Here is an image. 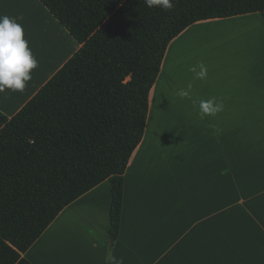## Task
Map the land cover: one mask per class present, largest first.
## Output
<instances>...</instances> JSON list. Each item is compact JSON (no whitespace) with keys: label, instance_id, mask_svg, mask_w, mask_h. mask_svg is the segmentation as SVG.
Here are the masks:
<instances>
[{"label":"crops","instance_id":"0c3cea01","mask_svg":"<svg viewBox=\"0 0 264 264\" xmlns=\"http://www.w3.org/2000/svg\"><path fill=\"white\" fill-rule=\"evenodd\" d=\"M0 15L23 25L39 62L23 92L0 93V112L10 119L80 45L39 0H0ZM210 32H224L234 51L222 56L187 53ZM201 65L203 79L197 77ZM163 70L169 75L167 96L174 99L169 106L184 111L182 120L158 119L154 104L150 117V98L156 99ZM181 90L188 95L181 97ZM213 98L223 103L222 110L202 114L201 101ZM148 102L143 138L124 173L113 246L110 185L104 181L61 211L23 254L31 264H264L260 16L207 20L184 30L167 46Z\"/></svg>","mask_w":264,"mask_h":264},{"label":"trees","instance_id":"16d2710c","mask_svg":"<svg viewBox=\"0 0 264 264\" xmlns=\"http://www.w3.org/2000/svg\"><path fill=\"white\" fill-rule=\"evenodd\" d=\"M80 49L13 117L0 112V264L71 203L110 185L117 239L124 173L141 142L169 43L191 25L257 13L264 0H39Z\"/></svg>","mask_w":264,"mask_h":264},{"label":"clouds","instance_id":"9594fccd","mask_svg":"<svg viewBox=\"0 0 264 264\" xmlns=\"http://www.w3.org/2000/svg\"><path fill=\"white\" fill-rule=\"evenodd\" d=\"M164 6L172 8L170 0H162ZM39 66L38 60L25 39L24 27L17 19L8 15H0V93L5 91L23 92L28 82L32 79L33 70ZM195 71V68L190 69ZM206 71L201 65V72L197 77L203 79ZM181 97L188 95L181 90ZM215 108L210 111V106ZM223 103H217L215 98L209 101H201L202 114H212L222 110Z\"/></svg>","mask_w":264,"mask_h":264},{"label":"rangeland","instance_id":"374dc122","mask_svg":"<svg viewBox=\"0 0 264 264\" xmlns=\"http://www.w3.org/2000/svg\"><path fill=\"white\" fill-rule=\"evenodd\" d=\"M208 34H209L207 35L208 37L205 35L203 36V41L198 40L196 42L197 47L194 50L188 49L187 53L190 55H193L195 53L198 55L208 54V55L222 56L227 54V52L234 51L233 46L226 43L228 41V36L223 35L224 32L220 34L210 32ZM167 72L163 70L161 74V78L157 83V87L155 90L156 99L153 104H154V108H156L157 118L163 120L167 119L171 121L176 119L182 120L184 118V111L173 110V104L169 106V104L172 103L174 99H171L167 96L168 77H169ZM174 72L175 75L177 76L180 73V69L177 68L174 70ZM182 74H180V76H183ZM151 98H150V103L152 100Z\"/></svg>","mask_w":264,"mask_h":264},{"label":"bare ground","instance_id":"6f19581e","mask_svg":"<svg viewBox=\"0 0 264 264\" xmlns=\"http://www.w3.org/2000/svg\"><path fill=\"white\" fill-rule=\"evenodd\" d=\"M43 54H44V55H43ZM43 54H42V56H46V57H48L47 54H45V53H43ZM35 70H38V68L35 69ZM35 70H33V72H34ZM33 72H32V73H33ZM151 99H152V100H151V103H150V117L152 116V112H153V101H154V96H152Z\"/></svg>","mask_w":264,"mask_h":264},{"label":"water","instance_id":"95a60500","mask_svg":"<svg viewBox=\"0 0 264 264\" xmlns=\"http://www.w3.org/2000/svg\"><path fill=\"white\" fill-rule=\"evenodd\" d=\"M111 240H113V237H110Z\"/></svg>","mask_w":264,"mask_h":264}]
</instances>
